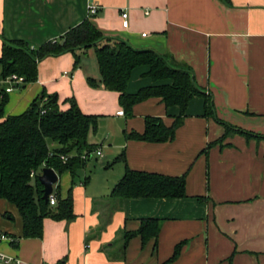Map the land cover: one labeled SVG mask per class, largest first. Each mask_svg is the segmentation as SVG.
Wrapping results in <instances>:
<instances>
[{
    "label": "crops",
    "instance_id": "crops-1",
    "mask_svg": "<svg viewBox=\"0 0 264 264\" xmlns=\"http://www.w3.org/2000/svg\"><path fill=\"white\" fill-rule=\"evenodd\" d=\"M91 1L97 12L89 19L102 34L152 49L190 70L195 84L211 97L214 114L206 110L205 96H195L173 139H127L125 132L143 131L145 116L171 125L179 107L167 108L160 97H150L125 118L117 92L87 83L99 73L90 76L83 59L74 68L70 52L43 58L34 82L7 93L4 117L23 112L42 90L57 93L61 109L68 107L65 98H74L83 113L99 115L100 134L90 133L88 141L95 148L109 144L100 164L107 175L92 192L89 177L72 186L75 217L45 218L40 238L21 237L17 208L0 198V232L17 239L15 246L1 242L0 250L19 264H264V138L234 132L207 147L223 134L220 121L264 137V0H230V5L220 0H0V53L3 41L36 47L60 39L88 18ZM147 70L146 65L132 70L128 92L152 84ZM125 165L185 174V196L110 197ZM64 175L69 184L59 183ZM57 183L64 198L70 174L58 175ZM146 217L161 220L157 238L142 243L134 235L124 247V232L135 231ZM178 243L177 257L167 262Z\"/></svg>",
    "mask_w": 264,
    "mask_h": 264
},
{
    "label": "trees",
    "instance_id": "trees-1",
    "mask_svg": "<svg viewBox=\"0 0 264 264\" xmlns=\"http://www.w3.org/2000/svg\"><path fill=\"white\" fill-rule=\"evenodd\" d=\"M230 5V0H220ZM62 38H65L61 43ZM93 48L98 67L99 78H87L92 87L103 88L118 93V103L125 118L133 115V106L150 97H160L165 107L178 106L179 113L171 125L167 126L160 117L145 116L142 132H125V138L164 142L173 139L176 129L182 124L188 102L195 96H205L195 84L192 72L184 67L175 66L172 61L152 49L134 48L126 40L105 36L90 21L89 17L69 29L60 39L49 40L39 46L31 47L22 40L3 41L0 53V78L17 74L23 78L20 87L37 79L38 62L51 55L70 52L73 67L79 66L82 55ZM146 65L145 75L152 84L140 87L136 92H128L127 85L131 72L138 66ZM205 108L214 114L210 96H205ZM8 95L0 89V198L13 204L22 218L24 238H40L43 235V220H72V186L75 178L85 169L87 160L81 155L91 152L96 145L88 141V135L97 130L99 115L81 111L74 98H65L66 109H61L57 93L42 90L34 97L26 109L14 115L4 117V107ZM223 134L207 145L221 141L230 133H240L246 137H260L225 122ZM203 149L202 152H205ZM62 156H67L65 161ZM124 159L119 155L117 159ZM43 167L52 168L58 175L68 172L71 186L64 198L60 196L59 185L55 184L53 194L55 204L49 197L43 199V186L38 174L30 176L31 171L38 172ZM185 174L171 176L150 171L134 170L125 165V170L110 191V197L126 198H180L185 196ZM88 176L82 182L86 183ZM161 220L155 217L140 219L135 231H125L124 247L128 240L139 235L142 243L159 233ZM104 225H101V229ZM7 234V233H6ZM12 236L15 240L14 235ZM17 241H12L15 246ZM178 243L167 262L174 260L181 248ZM156 246V243H155ZM63 260L56 264H62Z\"/></svg>",
    "mask_w": 264,
    "mask_h": 264
},
{
    "label": "rangeland",
    "instance_id": "rangeland-1",
    "mask_svg": "<svg viewBox=\"0 0 264 264\" xmlns=\"http://www.w3.org/2000/svg\"><path fill=\"white\" fill-rule=\"evenodd\" d=\"M81 59H83V62L88 65V71L90 72L89 73L90 76H92V74H91L92 72L98 74V67H97L96 59L94 57L92 49L87 50L86 53H84L82 55ZM99 130L101 131V129L99 128V125H98L97 130L95 131L94 134L91 133L90 137L95 136V138H97V136L100 134ZM108 148H109V144L107 142L104 143V145L100 148L101 152H102V156L104 154L108 153V151H109ZM105 161L106 160L102 159V157H91L87 160L85 169H86V176L89 177V184H88V188H87L88 192H92L91 189L93 187H95V189H97V187H99L98 185H100L104 181V179L107 175V172H106L107 170L103 168ZM101 163H104V164L100 165ZM83 177H84V174H83V171H81L79 173V175L75 178V183L73 185V189L75 188V186L77 184H79L80 181L83 180ZM69 181H70V178L66 175L61 176V178L59 179V183H61L62 185L67 184V183L69 184ZM70 185H71V183H70ZM78 202H81V199H79Z\"/></svg>",
    "mask_w": 264,
    "mask_h": 264
},
{
    "label": "built area",
    "instance_id": "built-area-1",
    "mask_svg": "<svg viewBox=\"0 0 264 264\" xmlns=\"http://www.w3.org/2000/svg\"><path fill=\"white\" fill-rule=\"evenodd\" d=\"M96 12H97V5H95L93 1H91V3H89L88 5L87 16L90 17L94 15ZM121 18H122V26L127 27L128 20H127V13L125 11L121 12ZM22 82H23V78L21 76L17 74H10L6 76L5 78H0V89H4V91L8 93L12 91L14 88L19 87L22 84ZM101 156H102L101 149L95 148L91 152L82 154L81 158L88 160L91 157H101ZM66 159H67V156H62L63 161H65ZM40 173H41V170H39L38 172H35L33 170L30 172V176L34 177V175L36 174L39 175ZM53 189H54V186H53ZM48 197H49L50 204L51 205L55 204L56 197L53 194V191ZM4 241L11 243L12 241H16V240L12 236L4 232H0V243ZM0 262L3 264H19L20 260L16 257H12V256L5 254L4 252L0 250Z\"/></svg>",
    "mask_w": 264,
    "mask_h": 264
},
{
    "label": "water",
    "instance_id": "water-1",
    "mask_svg": "<svg viewBox=\"0 0 264 264\" xmlns=\"http://www.w3.org/2000/svg\"><path fill=\"white\" fill-rule=\"evenodd\" d=\"M65 38H62L61 43H63ZM38 181L43 186V199L47 200L48 196L53 191V186L58 181V174L50 167H43L41 173L37 176Z\"/></svg>",
    "mask_w": 264,
    "mask_h": 264
}]
</instances>
